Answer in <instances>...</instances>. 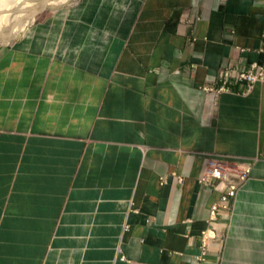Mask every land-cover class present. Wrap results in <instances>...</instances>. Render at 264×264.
Segmentation results:
<instances>
[{"label": "crops", "instance_id": "crops-1", "mask_svg": "<svg viewBox=\"0 0 264 264\" xmlns=\"http://www.w3.org/2000/svg\"><path fill=\"white\" fill-rule=\"evenodd\" d=\"M263 35L264 0H76L1 45L0 264H264V83L201 89ZM212 160L250 167L214 221Z\"/></svg>", "mask_w": 264, "mask_h": 264}, {"label": "built area", "instance_id": "built-area-1", "mask_svg": "<svg viewBox=\"0 0 264 264\" xmlns=\"http://www.w3.org/2000/svg\"><path fill=\"white\" fill-rule=\"evenodd\" d=\"M192 22V21H188ZM264 39V35H263ZM261 51H264V41ZM256 83H264V62L262 64L253 63L246 68L232 69L223 67L219 71L218 79L215 85H204L203 91L215 92L217 94L233 93L234 85H241L243 88L239 94L246 95L250 93ZM229 170L222 162L212 160L209 162L204 175L200 178V183L209 184L217 181L215 188L220 191V197L214 203L210 210V220L214 221L218 217H226L231 213L232 203L236 198L239 187L246 181L250 173L249 165H246L238 172V183H229L227 181V171ZM178 181L183 179L173 173ZM160 183H166V177H161ZM216 233L213 229H208L202 235V246L205 248L207 243L216 239Z\"/></svg>", "mask_w": 264, "mask_h": 264}, {"label": "rangeland", "instance_id": "rangeland-1", "mask_svg": "<svg viewBox=\"0 0 264 264\" xmlns=\"http://www.w3.org/2000/svg\"><path fill=\"white\" fill-rule=\"evenodd\" d=\"M45 1L46 2L41 7L43 0H0V34L1 36L3 35L2 39H0V46L10 43L16 38L10 39L8 43L5 41V39L11 37L17 29L19 30L24 25L34 11L36 13L39 11L41 12L35 18L30 19V23L27 24L20 35L34 20L42 16L44 13H47L59 6L70 4L76 0H66L65 2H59V0ZM13 27L17 28L11 30Z\"/></svg>", "mask_w": 264, "mask_h": 264}, {"label": "bare ground", "instance_id": "bare-ground-1", "mask_svg": "<svg viewBox=\"0 0 264 264\" xmlns=\"http://www.w3.org/2000/svg\"><path fill=\"white\" fill-rule=\"evenodd\" d=\"M66 0H59V2H65ZM46 1L45 0H43V3L41 4V7H42V5L45 3ZM41 11H39V12H33V14L27 19V21L24 23V25L18 30L17 29V31L11 36V37H9V38H7V39H5V41L8 43V41L10 40V39H13V38H15V37H17V36H19L20 35V33L24 30V28L27 26V24H29L30 23V19H32V18H35L39 13H40ZM4 28V27H3ZM17 28V27H16ZM16 28H14L13 27V29H11V30H14V29H16ZM7 29V28H6ZM1 30V29H0ZM1 32V31H0ZM19 34V35H18ZM3 36V35H2ZM2 36H1V34H0V39H2Z\"/></svg>", "mask_w": 264, "mask_h": 264}]
</instances>
